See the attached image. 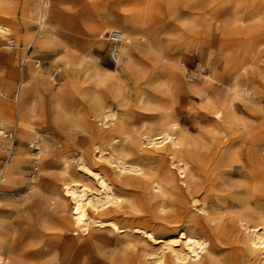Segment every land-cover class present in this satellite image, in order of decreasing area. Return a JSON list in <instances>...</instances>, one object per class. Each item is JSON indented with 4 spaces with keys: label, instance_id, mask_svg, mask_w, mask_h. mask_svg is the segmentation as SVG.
I'll use <instances>...</instances> for the list:
<instances>
[{
    "label": "rangeland",
    "instance_id": "1",
    "mask_svg": "<svg viewBox=\"0 0 264 264\" xmlns=\"http://www.w3.org/2000/svg\"><path fill=\"white\" fill-rule=\"evenodd\" d=\"M49 3L44 28L50 27L54 33L41 44L34 45L41 0H0L5 12V15L0 14V26L8 33L0 43V97L5 112L16 104L20 80L13 76V71L22 69L25 54L28 62L41 66L42 78H51L52 88L59 92L58 95L66 85L62 72L66 61L78 84L75 91L65 92L67 96L63 101L69 109L67 112L63 113L54 104L48 106L45 109L47 117L45 115L44 119L35 122V136L20 142L16 133L15 147L21 145L19 149L14 148V152H18L17 169L8 170L14 178L0 190V224L3 243L6 244L0 256L6 264H12L11 248L26 254L31 263L58 264L63 262V256H70V241L61 237L57 228L52 196L53 189L59 191L62 167H70L72 180L100 189L84 174L83 160L74 146L87 136L82 119L97 123L95 125L101 129L108 126L115 115L116 122L123 120L126 123L132 137L140 138L149 130H154L153 133L160 131L155 107L166 103L187 143H193L196 152L204 158L213 155L216 143L222 138L214 130L213 112L222 109L221 104L211 106L204 98L176 88L177 85L193 84L185 78L182 63L199 62L204 75L197 79L206 83L209 79L202 75L209 76L217 84L214 83L215 88L231 100L232 127L246 125L256 128L264 124V0H49ZM101 24H105V39L96 40L93 32ZM129 29L138 38L135 53L138 71L132 78L124 74L110 78L116 64L110 59L107 35ZM90 33L92 37H89ZM30 44L32 48L27 50ZM2 50L16 51V63H7L1 55ZM169 64L176 68L175 83L170 81L166 68ZM237 78L241 80L236 82ZM234 88L241 94L234 96ZM50 99L43 89L36 87L33 102L37 106L42 100L48 105ZM102 112L111 118L107 125ZM0 127L4 134L16 132L15 120L0 122ZM3 139L0 148L2 176L6 173V156L11 144L7 137ZM32 140L35 147L44 151L39 157L30 146ZM65 142L73 146L66 149ZM263 147L258 148L260 153L256 149L255 154L264 157ZM48 150L51 152L50 167L46 169ZM98 152L99 149L95 154ZM108 152L104 150L102 155L105 157ZM95 154L89 166L105 174V164L108 163L105 159H98L101 154L97 157ZM155 215L157 223L168 225ZM169 232H163L160 237L165 238ZM128 234L123 238L108 226L93 225L87 231L75 233L74 237L84 260L101 258L105 264H153L163 252L170 253L161 241L149 240L141 232L129 231ZM66 262L69 261L63 264H68Z\"/></svg>",
    "mask_w": 264,
    "mask_h": 264
},
{
    "label": "bare ground",
    "instance_id": "2",
    "mask_svg": "<svg viewBox=\"0 0 264 264\" xmlns=\"http://www.w3.org/2000/svg\"><path fill=\"white\" fill-rule=\"evenodd\" d=\"M46 9L47 7L41 8L36 18L38 35L35 37L34 45L41 44L54 33L50 27L44 28L47 24ZM4 13L0 6V14L5 15ZM32 15L34 20L35 13ZM104 33L105 24H101L95 28L93 38L102 40ZM7 34V30L0 26V43ZM90 34L89 37H92V33ZM135 34L130 29L121 32L122 42L119 46L118 62L110 78H116L120 74L132 78L138 71L135 61L138 38ZM80 39L84 40V37ZM8 41L12 44L11 40ZM31 48L32 44L27 50ZM1 55L11 65L15 64L18 58L16 51L2 50ZM21 65L22 69L13 71V76L20 80L16 104L5 112L0 97V122L15 120L16 132L13 133L15 141L17 133L20 142H24L27 138L36 135L35 122L44 119L45 115L47 117L45 109L48 106L54 104L63 113L67 112L68 108L63 99L67 93L76 90L78 84L67 61L62 65L66 85L60 95L59 92H54L51 78H42L41 66L36 62H28L27 54L23 57ZM166 68L170 73V81L177 82L175 66L169 64ZM203 75L202 77L209 79L210 82L205 83L202 79H197L198 81L191 85L186 87L177 85L176 88L204 98L211 106L221 104L222 109H217L213 115L216 120L214 130L218 131L222 138L216 143L215 151L209 158L200 156L192 146L193 143H190L191 145L187 143L185 136L178 131L176 118L168 111L166 103L155 107L160 131L153 133L154 130H149L140 135V138L132 137L126 123L123 120L116 122L115 115L110 121L109 115L102 112L105 113V125L109 121L110 124L101 129L95 125L97 123L81 120L87 136H83L84 138L74 146H77V152L83 160L81 168L84 174L100 189L72 180L70 167H62L63 175L60 179L59 191L53 189L52 196L55 199L57 228L62 235L60 236L70 241L71 252L68 258L63 256L61 259L63 262L58 264H63L65 261H69L66 262L68 264H105L101 258L84 260L80 252L81 248L79 249L75 242V233L87 231L93 225L108 226L122 234L123 238H127L128 232L133 231L141 232L154 242L161 241L164 246L167 245L166 249L170 250V253L163 252L159 258L153 260V264H264V160L262 159L264 157L255 154V150L264 145V124H258L256 128L246 125L232 127L230 124L234 112L230 104L231 100L222 95V91H218L219 88H215L213 79ZM239 80L241 79L237 78L236 82ZM36 87L43 89L51 98L48 105L43 100L39 106L33 102ZM233 93L236 96L240 95L241 91L234 88ZM219 125L226 126L219 127ZM1 129L0 127L2 149L1 144L6 134ZM129 138L131 140H128ZM33 141L30 142L31 145L34 144ZM96 145L98 146L95 147ZM15 146L11 142L10 150L7 151L5 175L2 176L3 171H0V177L2 176L0 190L14 178L8 170L17 169L18 152H14V148L19 149L21 145ZM70 146L73 145L65 142L66 149ZM38 149L42 155L43 149L40 147ZM98 149V154H101L98 159H105L108 163L105 164V174L89 166L92 155ZM104 150L105 153L106 150L109 151L105 157L102 155ZM259 150L256 151L260 153ZM98 154H95V157ZM50 155L51 152L48 150L46 169L50 167ZM155 214L169 226L157 223ZM103 217L105 220L102 219ZM167 231L170 232L165 238L160 237ZM67 233L70 236H67ZM2 235L0 224V252L5 244ZM10 255L12 264H40L31 263L25 257L26 254L13 248L10 249ZM82 261L84 262L81 263ZM0 264H6L1 256Z\"/></svg>",
    "mask_w": 264,
    "mask_h": 264
},
{
    "label": "built area",
    "instance_id": "3",
    "mask_svg": "<svg viewBox=\"0 0 264 264\" xmlns=\"http://www.w3.org/2000/svg\"><path fill=\"white\" fill-rule=\"evenodd\" d=\"M49 0H41V6L42 8H46L48 5ZM107 40L109 43V55L110 59L114 64H117L118 60V53H119V46L122 42V35L119 31H112L108 33ZM182 68L184 70L185 78L189 82H195L197 81V78L202 74L203 68L202 65L199 62H195L193 64H186L182 63ZM2 135V134H0ZM5 137H7L11 142L14 144L15 142V135L13 132L6 133ZM31 148L37 155L36 157H39L40 150L34 146V144L31 145Z\"/></svg>",
    "mask_w": 264,
    "mask_h": 264
}]
</instances>
